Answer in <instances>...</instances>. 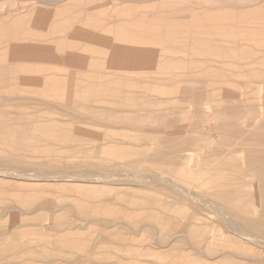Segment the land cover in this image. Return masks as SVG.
I'll return each mask as SVG.
<instances>
[{
	"label": "rangeland",
	"instance_id": "1",
	"mask_svg": "<svg viewBox=\"0 0 264 264\" xmlns=\"http://www.w3.org/2000/svg\"><path fill=\"white\" fill-rule=\"evenodd\" d=\"M142 1L111 0L110 9L103 0H79L67 9L37 3L44 12L51 9L46 19L36 9L25 12L33 1L0 0L7 9L3 5L2 13L14 10L9 22H18L23 48L20 62L0 60L9 68L0 70V171H7V177L0 176V264L113 263L92 259L98 251L112 252L115 243L111 238L101 250L91 247L98 245L93 234L99 223L88 220L100 217L104 192L144 200V212H156L158 206L167 211L171 205L188 216H224L232 227L240 207L247 217L264 223V49L255 45L262 35L252 27L253 1ZM98 12L106 22L95 32L124 30L114 37L126 47L120 55L107 49L90 60H74L72 67L55 65L59 59L65 64L69 53L55 48L52 60L24 55L28 46L38 49L62 34L91 30L83 20L98 22ZM14 48L10 45L8 53ZM53 77L56 86H48ZM87 97L91 101L81 102ZM36 173L58 181L30 182L27 176ZM61 175L84 178L61 181ZM164 177L186 183L192 197ZM97 178L100 190H87ZM137 231L132 241L140 251L146 229Z\"/></svg>",
	"mask_w": 264,
	"mask_h": 264
},
{
	"label": "crops",
	"instance_id": "2",
	"mask_svg": "<svg viewBox=\"0 0 264 264\" xmlns=\"http://www.w3.org/2000/svg\"><path fill=\"white\" fill-rule=\"evenodd\" d=\"M55 122L57 121H50L52 125H57V123L53 124ZM92 184H94L95 186L93 188H87V190H100L99 188L101 187V185H99V182L98 184L97 182ZM104 193L105 194L102 195L101 198H99V201L103 203L105 208H99L97 216L100 217H97V219H95L99 223L97 234H93V237H96L98 239V245H96V248L95 246L91 247L93 249L101 250L103 248L102 245L105 246L104 242L108 243L107 240H111V238L115 239V243L111 245L113 247L112 252L98 251L96 255L92 254V259L97 258L99 262H104L106 260L112 259L113 264H258V262L259 264H264V259L262 260V258H264V249L262 248L264 246V241H262L263 239L257 238L258 236L262 238L261 231L264 230V223L262 221H257V218L247 217L243 208H237V219L239 224L235 223L232 225V227L231 224H228V228L225 223L220 222L219 219H216V217L213 218L211 216L197 212L194 216H188L187 212L176 210L171 206L168 207L167 211H163V209L158 206L155 208V210L158 209L156 212L151 211L150 213L148 212V210L144 212L145 209H141L144 207V200L138 199L137 197H132V199L125 198L123 197L124 195L119 192V194L117 192ZM89 197L92 198L93 196L90 195ZM90 198L88 202H90ZM156 200L159 199L156 198ZM153 202L159 204V202L155 201L154 198ZM98 206L101 207L100 204ZM138 206H140V208ZM139 212L140 214H138ZM106 213L110 215L111 218L105 219ZM89 220H93V222L95 221L94 219ZM102 224L104 225V227ZM111 225L114 226L112 227ZM220 225L227 228H222ZM239 225L240 227L242 225H245L247 226V228L245 226H242V228H238ZM130 226L132 228H130ZM138 228H140L141 231L143 229H146V245L144 246L145 248L140 251L138 250V246H136V242L132 241V239H137ZM233 228L235 230H230ZM241 229L243 230L242 233L245 232L244 234H241ZM219 230H223L224 232L219 233ZM229 230L230 232H232L231 234ZM251 232L257 235L255 236ZM248 233L252 234H250V238L248 237ZM234 235L235 237H233ZM222 236L224 238H222ZM253 236H255L257 239ZM258 241H260V243ZM147 245H149V247H152L149 248ZM254 245L257 247H255ZM258 245H261L262 247H259ZM153 247L154 249H152ZM194 247L196 250L194 249ZM131 248L132 250H130ZM223 249H226V253ZM222 250L224 252V255ZM200 251L202 252L200 253ZM205 255L208 257H206ZM257 259L260 260L257 261Z\"/></svg>",
	"mask_w": 264,
	"mask_h": 264
},
{
	"label": "bare ground",
	"instance_id": "3",
	"mask_svg": "<svg viewBox=\"0 0 264 264\" xmlns=\"http://www.w3.org/2000/svg\"><path fill=\"white\" fill-rule=\"evenodd\" d=\"M4 1V0H3ZM30 1H33V3L32 4H30V5H26V6H24L25 7V9H26V11L25 12H32V10H35L36 9V11H41L40 12V14L42 13V16H44L46 19L48 18L47 16H50L49 14V12H51L50 10L51 9H49V10H45V12H44V10L43 9H41L42 7L41 6H37V3L38 4H41V5H45V6H48V7H64L65 9H67V8H69L71 5H73V4H76L77 2H79V0H30ZM36 1V2H35ZM84 1V0H83ZM104 1V8H106V9H110L111 8V5H110V1L109 0H103ZM132 1V0H131ZM136 1V0H135ZM138 2L140 1V0H137ZM145 1V3H146V0H144ZM149 1H151V0H148L147 1V3L149 2ZM152 1H156V0H152ZM175 0H165V3L168 5V4H172L173 2H174ZM253 1V4L250 6V8H251V11H252V13H253V20H252V27H253V30H257V31H259L260 33H261V35H262V38H261V40H258L257 41V43L255 44L256 45V47L258 48V49H264V0H252ZM124 2H126V1H124ZM143 1L141 0V2L140 3H142ZM238 2V1H237ZM240 2V1H239ZM21 3V2H20ZM127 3H129V2H127ZM144 3V2H143ZM187 3V2H186ZM242 3V2H241ZM112 4V3H111ZM210 4H211V2H210ZM3 3H1L0 2V60H6V59H11V60H9V61H14V62H20L21 61V49H23V48H21V41L19 40L20 38H21V36L19 35V34H21V29L19 28V27H17V24L16 23H18V22H9L10 21V17L11 18H14V17H12V15H13V13L12 12H14V10L12 11H10V13L9 14H6V13H2L3 12ZM142 5H144V4H142ZM5 6V5H4ZM10 6H14V5H10ZM139 6V5H138ZM189 6V5H188ZM195 6V5H194ZM246 6V5H245ZM7 7H8V5H7ZM130 7V6H129ZM185 7H187V6H185ZM226 7V6H225ZM240 7V6H239ZM247 7V6H246ZM114 8V7H113ZM5 9H6V6H5ZM22 9H23V7H22ZM55 9V8H54ZM193 9V8H192ZM214 9V8H213ZM7 10V9H6ZM5 10V11H6ZM210 10V9H209ZM245 10V9H244ZM56 11V10H55ZM65 11V10H64ZM205 11H207V10H205ZM210 11H212V10H210ZM7 12V11H6ZM48 12V13H47ZM95 12V11H94ZM8 13V12H7ZM16 13V12H15ZM66 14V13H65ZM16 15H18V14H16ZM104 13H102V12H98V22H95L93 19H87V21H85V20H83V22H84V25H92L93 26V28L90 30H84L83 32H77V33H69V34H66V35H60V37H62V39H55V40H53V41H49V42H47L48 43V46H45V47H37L38 49H33V48H31V47H26L24 50H23V52L25 53H23L24 55H34L33 56V58H31V59H36V61L38 60L37 58H40V59H42L43 61H46V60H49L52 56L50 55V53H51V51H53V49L55 48L56 50H58V51H60V52H64V53H67V52H69V53H67L66 55H64V57L63 58H67V59H65L64 61L66 62L65 64H63L62 63V60H58L57 61V63L55 64V65H57V66H63V67H72V66H74V63H72L74 60L75 61H78V62H81V61H83V60H90V59H92V57H94V55H102V53H104V52H106V50L107 49H109V51H111L110 53H111V55H113V56H118V55H120V54H118V53H121L120 52V50H124V48H126V47H124L123 46V44L122 43H116L115 41H114V37H116L117 35H118V33L120 32V35L121 36H123V34H125V33H123L124 32V30L122 29V28H118V29H116V30H112V29H110L109 30V32H104V33H102V32H100V31H98V32H95V31H97V28H99V27H102V25H104L105 24V19H104ZM206 15V14H205ZM210 15V14H209ZM239 15V14H238ZM14 16V15H13ZM67 16V15H66ZM178 16V15H177ZM206 16H208V15H206ZM37 17H38V15H37ZM68 17V16H67ZM166 18H168V16H166ZM165 18V19H166ZM43 19V18H42ZM240 19V18H239ZM59 20V19H58ZM73 20V19H72ZM179 20V19H178ZM184 21V20H183ZM227 21V20H226ZM90 23V24H89ZM176 23V22H175ZM101 24V25H100ZM181 24V23H180ZM239 24V23H238ZM219 25V24H218ZM223 25H225V24H223ZM228 26V25H227ZM241 27V26H240ZM181 32V31H180ZM183 32V31H182ZM179 34V33H178ZM55 35H56V33H55ZM55 35H52V36H50V37H52V38H55ZM129 35H132V32L129 34ZM116 40V39H115ZM180 40V39H179ZM224 41V40H223ZM182 42V41H181ZM181 42H179V43H181ZM134 43V42H133ZM219 43V42H218ZM10 45H14L15 46V48H14V50L13 51H10V53H8V50H9V47H10ZM40 46H41V44H39ZM33 46H35V45H33ZM181 48V47H180ZM152 48H150V50H151ZM10 50H12V49H10ZM149 50V49H148ZM76 51V52H75ZM179 51V50H178ZM138 52V51H137ZM149 52V51H148ZM168 52V51H167ZM53 53H55V52H53ZM74 53L76 54V55H78V56H81V57H79V58H73V57H76V56H74ZM80 53V54H79ZM149 53H151V52H149ZM212 53V52H211ZM39 54V55H38ZM218 54H220V52L218 53ZM23 55V56H24ZM48 55H50V57H46V56H48ZM141 55V54H140ZM30 57H32V56H30ZM179 56H177V58H178ZM61 58V57H60ZM30 59V60H31ZM108 60H109V58H107ZM184 59V58H183ZM258 59V58H257ZM51 60H52V58H51ZM111 60V59H110ZM67 61H69V62H67ZM39 62V61H38ZM61 62V63H60ZM24 63V62H23ZM113 64V63H112ZM178 65V64H177ZM87 66V65H86ZM114 66V65H113ZM150 66V65H149ZM180 66V65H179ZM189 66V65H188ZM219 66V65H218ZM75 67H76V65H75ZM88 67V66H87ZM136 67V66H135ZM27 68V67H26ZM61 68V67H60ZM114 68V67H113ZM138 68V67H137ZM190 68V67H189ZM7 69H9V68H7V66L5 65H0V70H2L3 72H6V70ZM112 69V68H111ZM181 69V68H180ZM95 70V69H94ZM175 70V69H174ZM173 70V71H174ZM183 70V69H182ZM202 70V69H201ZM220 70V69H219ZM38 71V70H37ZM99 72V71H98ZM175 72V71H174ZM1 73V72H0ZM185 73H186V71H185ZM2 74V73H1ZM72 74V73H71ZM4 75V74H3ZM175 75V74H174ZM174 79V78H173ZM93 80V79H92ZM4 81V80H3ZM6 81V80H5ZM248 81V80H247ZM253 83V82H252ZM251 83V84H252ZM46 84L48 85V86H56V82H55V78L53 77V78H51V79H49V81H47L46 82ZM173 84H174V82H173ZM1 85V84H0ZM189 85V84H188ZM194 85V84H193ZM253 85V84H252ZM2 86V85H1ZM38 86H42L43 87V85H38ZM195 87V86H194ZM81 89V88H80ZM183 89V88H182ZM199 90V89H198ZM186 91V90H185ZM202 92H204V91H202ZM261 92H262V90H261ZM127 93V92H126ZM189 93V92H188ZM228 93V92H227ZM203 94V93H202ZM231 94H232V92H231ZM233 94H235V93H233ZM244 95V94H243ZM199 96V95H198ZM227 96V95H226ZM192 97V96H191ZM224 97V96H223ZM4 98V97H3ZM2 98V99H3ZM138 98V97H137ZM183 98V97H182ZM181 98V99H182ZM235 98V97H234ZM91 97H87V98H84V99H82V101L81 102H83L84 103V101H87V100H89V101H91ZM97 99H100V98H97ZM197 100V99H196ZM183 101V100H182ZM186 103H187V101H186ZM60 104V103H59ZM188 104V103H187ZM20 106V105H19ZM230 106H232L231 104H230ZM259 106V105H258ZM61 107V106H60ZM192 107V106H191ZM262 107V106H261ZM260 107V108H261ZM203 108V107H202ZM233 108V107H232ZM263 108V107H262ZM64 109V108H63ZM167 109V108H166ZM190 109V108H189ZM229 109V108H228ZM264 109V108H263ZM184 110V109H183ZM208 110V109H207ZM212 110V109H211ZM262 110V109H261ZM165 111V110H164ZM208 111H210V109L208 110ZM233 111V110H232ZM74 112V111H73ZM180 113V112H179ZM197 115V114H196ZM220 115H221V113H220ZM263 115V114H262ZM264 118V117H263ZM2 119V118H1ZM146 119V118H145ZM189 119V118H188ZM202 120V119H201ZM216 120V119H215ZM146 121V120H145ZM205 121V120H204ZM259 121H260V119H259ZM208 123V122H207ZM204 124V123H203ZM213 124V123H212ZM218 125H219V123H217ZM246 125H247V123H245ZM206 125V124H205ZM223 127V126H222ZM52 129V128H51ZM148 129V128H147ZM188 129V128H187ZM196 129V128H195ZM138 130H139V128H138ZM218 130V129H217ZM58 131V130H57ZM209 131V130H208ZM5 132V131H4ZM27 132V131H26ZM175 132V131H174ZM206 132V131H205ZM225 132V131H224ZM168 133H170V132H168ZM35 134H37V133H35ZM148 134V133H147ZM149 134H150V132H149ZM168 135H170V134H168ZM171 135H172V133H171ZM175 135V134H174ZM182 135V134H181ZM19 137V136H18ZM174 137V136H173ZM185 137V136H184ZM192 137V136H191ZM159 140V139H158ZM183 141V140H182ZM146 142V141H145ZM178 142V141H177ZM187 143V142H186ZM191 143V142H190ZM198 144V143H197ZM229 144V143H228ZM182 145V144H181ZM187 146V145H186ZM202 146V145H201ZM215 146V145H214ZM108 147V146H107ZM190 147H191V144H190ZM203 147V146H202ZM164 148H165V146H164ZM181 148H182V146H181ZM180 148V149H181ZM187 148H188V146H187ZM108 149V148H107ZM179 149V148H178ZM177 149V150H178ZM183 149V148H182ZM189 150H190V148H188ZM187 149V152L189 151ZM233 149V148H232ZM146 150V149H145ZM169 150V149H168ZM215 150V149H214ZM179 151V150H178ZM228 151V150H227ZM226 151V152H227ZM179 152H181V151H179ZM185 152H186V150H185ZM241 152V151H240ZM9 153V152H8ZM109 153V152H108ZM190 153V152H189ZM188 153V154H189ZM242 153H244V152H242ZM260 153V152H259ZM179 155H180V153H178ZM183 154V153H182ZM191 154V153H190ZM219 154V153H218ZM172 155V154H171ZM179 155L177 156V157H179ZM193 155V154H192ZM211 155V154H210ZM217 155V154H216ZM143 156V155H142ZM18 157V156H17ZM180 157H181V155H180ZM200 157V156H199ZM198 157V158H199ZM244 157V156H243ZM16 158V157H15ZM155 158V157H154ZM154 158H151L152 160L154 159ZM158 158V157H157ZM166 158V157H165ZM185 158V157H184ZM194 158V157H193ZM211 158H213V157H211ZM248 158V157H247ZM162 159V158H161ZM186 159H187V157H186ZM224 159V158H223ZM143 160H146V159H143ZM142 160V161H143ZM183 160V159H182ZM200 160V159H199ZM12 161V160H11ZM23 162V161H22ZM114 162V161H113ZM134 162V161H133ZM136 162V161H135ZM171 162V161H170ZM184 162V161H183ZM252 162V161H251ZM149 163V162H148ZM153 163V162H152ZM176 163V162H175ZM191 163V162H190ZM193 163V162H192ZM191 163V164H192ZM95 164V163H94ZM125 164V163H124ZM168 164H170V163H168ZM176 164H178V163H176ZM190 164V165H191ZM216 164V163H215ZM218 164V163H217ZM257 164V163H256ZM2 165V164H1ZM100 165V164H99ZM134 165V164H133ZM133 165H131V166H133ZM159 165V164H158ZM161 165V164H160ZM179 165V164H178ZM221 165V164H220ZM235 165V164H234ZM252 165V164H251ZM29 166H32V165H29ZM85 166V165H84ZM101 166V165H100ZM130 166V168H132ZM135 166V165H134ZM133 166V167H134ZM171 166V165H170ZM215 166H217V165H215ZM233 166V165H232ZM245 166V165H244ZM13 167V166H12ZM11 167V168H12ZM18 167V166H17ZM16 167V168H17ZM45 167V166H44ZM49 167V166H48ZM95 167L97 168V166L95 165ZM128 167H129V165H128ZM135 167H137V169H138V167H140V165H137V166H135ZM134 167V168H135ZM144 167V166H143ZM153 167V166H152ZM172 167V166H171ZM22 168V167H21ZM91 168V167H90ZM89 168V169H90ZM103 168V167H102ZM118 168V167H117ZM120 169H122V167H119ZM141 168H142V165H141ZM156 168V167H155ZM234 168V167H233ZM245 168V167H244ZM4 169V168H3ZM2 169V170H3ZM12 169H14V168H12ZM45 169H47V168H45ZM98 169V168H97ZM124 169V168H123ZM253 169V168H252ZM84 170V169H83ZM94 170H96V169H94ZM99 170V169H98ZM125 170H127V168L125 169ZM130 170V169H129ZM165 170V169H164ZM209 170V169H208ZM247 170V169H246ZM245 170V171H246ZM12 171V170H11ZM19 171V170H18ZM87 171V170H86ZM92 171V170H91ZM100 171V170H99ZM153 171V170H152ZM104 171H103V169H102V173H103ZM117 172V171H116ZM115 172V174H117ZM133 172H135V171H133ZM140 172V171H139ZM197 172V171H196ZM217 172V171H216ZM234 172V171H233ZM10 173V172H9ZM21 173V172H20ZM42 173V172H41ZM40 173V174H41ZM80 172H78V174H79ZM99 173V172H98ZM113 173V172H112ZM132 173V172H131ZM235 173V172H234ZM22 174H24L23 173V171H22ZM40 174L38 173V175L39 176H37V173L36 174H30V175H28L27 176V174H26V176H27V178H29L28 180L31 182V180L33 179V180H40V181H44L45 183H46V181H49L50 182V180L52 179L51 177V179L49 178V180L46 178L45 179V177H44V175H41L40 176ZM50 174V173H49ZM56 174V173H55ZM84 174V173H83ZM119 174L121 175V172H119ZM119 174H117V175H119ZM132 174H135V173H132ZM145 174V176H146V172L144 173ZM144 174H143V177H145L144 176ZM158 174V173H157ZM2 175V177H7V171L5 172V171H3V172H1L0 171V176ZM3 175H6V176H3ZM13 175V174H12ZM21 177L23 176V175H21V174H19ZM80 175V174H79ZM75 176V177H70V176H65L64 175V177L62 176V177H59V178H61L60 180L62 181V180H64V181H71V180H73L74 182H82L83 181V178H81L80 176L82 175H80V176ZM102 175V174H101ZM113 175H114V173H113ZM119 175V176H120ZM123 175V174H122ZM140 175H142V174H140ZM16 176V175H15ZM57 176H58V174H57ZM92 176V175H91ZM90 176V177H91ZM104 177H105V172H104V175H103ZM103 176H101V178L103 177ZM125 176H126V174H125ZM124 176V177H125ZM136 176V174L134 175V177ZM160 176V175H159ZM171 177L173 176V175H170ZM11 177V176H10ZM18 177V176H17ZM25 177V176H24ZM93 177V176H92ZM91 177V178H92ZM107 177V176H106ZM113 177V176H112ZM123 177V178H124ZM137 177V176H136ZM95 178V177H94ZM128 177H126V179H127ZM132 178V177H131ZM138 178V177H137ZM156 178V177H155ZM162 178V177H161ZM166 180L167 179H169L171 182H170V184L171 183H174L175 184V188L176 189H178V190H180V191H182L183 193L185 192H188V194H187V196L188 197H192V195H193V193H192V189L191 190H188V188L186 189V186L184 185V184H186V183H182V182H180V181H176V180H174V179H172V178H166V177H164ZM10 179V178H9ZM18 179V178H17ZM55 179H57L56 177H54V179H52L54 182L55 181H58V179L57 180H55ZM66 179V180H65ZM115 179H116V177H115ZM129 179V178H128ZM127 179V180H128ZM140 179H141V177H140ZM144 179V178H143ZM157 179H159V178H157ZM20 180V179H19ZM32 180V182L34 183V181ZM59 180V181H60ZM86 180V179H85ZM84 180V181H85ZM101 179H99L98 180V178L97 179H95V180H92V181H90V182H92V183H95V182H97V184H98V182L100 181ZM104 179L102 178V183L104 182L103 181ZM106 180V179H105ZM117 180H120V179H116V181ZM123 180H125V178L123 179ZM130 180V179H129ZM135 180V179H134ZM142 180V179H141ZM169 180H168V182H169ZM238 180H239V178H238ZM23 181V180H22ZM108 181V180H107ZM116 181H115V183H116ZM136 181H137V179H136ZM138 181H139V179H138ZM137 181V182H138ZM143 181H145V179L143 180ZM29 182V183H30ZM36 182V181H35ZM41 182V183H42ZM72 182V181H71ZM127 182H129V181H127ZM126 182V183H127ZM130 182H134V181H130ZM149 182V181H148ZM147 181H146V183H148ZM152 182V181H151ZM155 182V181H154ZM164 182V181H163ZM167 182V183H168ZM25 183V182H24ZM37 183V182H36ZM39 183V182H38ZM84 183V182H83ZM107 183V182H106ZM113 183V181L111 182V184ZM117 183H118V181H117ZM119 183H122V182H119ZM124 183V182H123ZM122 183V184H123ZM136 183V182H135ZM140 183H141V181H140ZM142 183H144V182H142ZM165 184V186L166 185H168V184ZM73 184V183H72ZM101 184V183H100ZM104 184V183H103ZM115 185V184H114ZM138 185H139V183H138ZM144 185V184H143ZM150 185V184H149ZM156 185V184H155ZM155 185H152V183H151V186H155ZM165 186H164V189H165ZM124 187V186H123ZM140 187V186H139ZM163 187V186H162ZM166 187H168V186H166ZM173 187V186H172ZM175 188H173L174 190H175ZM146 189V188H145ZM156 189V188H155ZM164 189H162V192H163V190ZM168 189H169V187H168ZM185 189V190H184ZM212 189H214V188H212ZM256 189H258V188H256ZM142 190V189H141ZM150 190V189H149ZM154 190V189H153ZM153 190H152V192H153ZM157 191H159L158 189H156ZM167 190V189H166ZM177 190V191H178ZM191 191V192H190ZM29 192H31V191H29ZM40 192V191H39ZM118 192V191H117ZM257 192V191H256ZM41 193V192H40ZM181 193V192H180ZM236 193H238V192H236ZM119 194V193H118ZM123 194V193H122ZM171 194V193H170ZM179 194V193H178ZM182 194V193H181ZM180 194V195H181ZM197 194H199V193H197ZM239 194V193H238ZM5 195V194H4ZM42 195V194H41ZM201 195V194H200ZM256 195V194H255ZM169 196V195H168ZM181 196H183V195H181ZM257 196H259V195H256V197ZM127 197V196H126ZM185 197V196H184ZM195 197V196H194ZM206 197V196H205ZM196 198V197H195ZM197 198H198V196H197ZM201 198V197H200ZM257 198H259V197H257ZM74 199V198H73ZM132 199V198H131ZM193 199V198H192ZM47 200V199H46ZM187 200V199H186ZM257 200V199H256ZM13 201V200H12ZM50 201V200H49ZM207 201H209L208 199H207ZM88 202V201H87ZM191 202H194L193 200L191 201ZM205 202H206V200H205ZM204 202V203H205ZM212 202V201H211ZM257 202H258V200H257ZM90 203V202H89ZM177 203H179V202H177ZM204 203H203V206H204ZM208 203V202H207ZM207 203H206V205H207ZM191 204V203H190ZM197 204V203H196ZM213 204H214V202H213ZM177 205V204H176ZM194 205V204H193ZM221 205V204H220ZM257 205V204H256ZM68 206V205H67ZM171 206V205H170ZM190 206V205H189ZM195 206V205H194ZM202 206V205H201ZM217 206V205H216ZM228 206V205H227ZM208 207H210V206H208ZM16 208H18V207H16ZM37 208V207H36ZM77 208V207H76ZM122 208V207H121ZM167 208V207H166ZM195 208H197V207H195ZM205 208V207H204ZM207 208V207H206ZM217 209H218V207H216ZM224 208V207H223ZM227 208H229V207H227ZM226 208V209H227ZM16 210V209H15ZM33 210H34V208H33ZM38 210V209H37ZM40 210H42V209H40ZM148 210V209H147ZM158 210V209H157ZM190 210V209H189ZM208 210V209H207ZM213 209H211V211H212ZM225 210V209H224ZM259 210V209H258ZM3 211H5V210H3ZM28 211V210H27ZM44 211V210H43ZM123 211V210H122ZM191 211V210H190ZM210 210H209V212H211ZM215 211V210H214ZM31 212V211H30ZM35 212V211H34ZM37 212V211H36ZM49 212V211H48ZM128 212V211H127ZM132 212V211H131ZM181 212V211H180ZM213 212V211H212ZM217 212V211H216ZM216 212H213V214L214 213H216ZM235 212V211H234ZM233 212V213H234ZM33 213V212H32ZM32 213H31V215H32ZM124 213V212H123ZM150 213H151V210H150ZM222 213H224V212H222ZM28 215H29V213H27ZM34 214V213H33ZM36 214V213H35ZM126 214V213H125ZM220 214H221V212H220ZM215 215V214H214ZM216 215H218V216H220L219 214H216ZM215 215V216H216ZM258 215V214H257ZM229 216V215H228ZM231 216V215H230ZM241 216V215H240ZM197 217H199V216H197ZM205 217V216H204ZM217 217V216H216ZM235 217H236V215H235ZM50 218V217H49ZM190 218V217H189ZM223 218H224V216H223ZM222 217H221V221L223 222V219ZM217 219H219V217L217 218ZM223 219V220H222ZM82 220H84V219H82ZM95 220V219H94ZM99 220V219H98ZM216 220V219H215ZM219 220V221H220ZM89 221H93V220H89ZM96 221V220H95ZM113 221V220H112ZM188 221V220H187ZM219 221H217V222H219ZM229 221H231V219H229ZM234 221V220H233ZM232 221V222H233ZM245 221V220H244ZM52 222V221H51ZM152 222V221H151ZM216 222V223H217ZM237 222V221H236ZM235 222V223H236ZM102 223V222H101ZM111 223V222H110ZM167 223V222H166ZM224 223V222H223ZM235 223H233V224H235ZM238 224H239V222H237ZM48 224V223H47ZM222 224V223H221ZM231 224V223H230ZM90 225V224H89ZM103 225V224H102ZM123 225V224H122ZM128 225V224H127ZM225 225H227V224H225ZM253 225V224H252ZM42 226V225H41ZM44 226V225H43ZM47 226V225H46ZM48 226H49V224H48ZM112 226V225H111ZM114 226V225H113ZM112 226V227H113ZM115 226H116V224H115ZM124 226V225H123ZM132 226V225H131ZM130 226V228H132ZM209 226V225H208ZM221 226V225H220ZM228 226V225H227ZM243 226V225H242ZM242 226L240 227V225L238 226V228H242ZM245 226V225H244ZM243 226V227H244ZM251 226V225H250ZM11 227V226H10ZM103 227H104V225H103ZM125 227V226H124ZM207 227V226H206ZM222 227V226H221ZM225 226H223L222 228H224ZM246 228H247V226H245ZM14 228V227H13ZM47 228V227H46ZM52 228V227H51ZM143 228V227H142ZM149 228V227H148ZM156 228V227H155ZM225 228H227V227H225ZM228 228H229V226H228ZM246 228H244V229H246ZM208 229V228H207ZM52 230V229H51ZM106 230H107V228H106ZM133 230V229H132ZM225 230V229H224ZM230 230H235L234 228L233 229H230ZM230 230H229V232H230ZM246 230H248V229H246ZM134 231V230H133ZM155 231V230H154ZM153 231V232H154ZM182 231V230H181ZM180 231V232H181ZM227 231H228V229H227ZM227 231H226V233H227ZM241 231V234H244V233H242L243 232V230L241 229L240 230ZM239 231V232H240ZM258 231H259V229H258ZM250 232V231H249ZM254 232V231H253ZM1 233V232H0ZM159 233V232H158ZM213 233V232H212ZM222 233V232H221ZM225 233V234H226ZM232 232H230V234H231ZM235 233V232H234ZM252 233V232H251ZM250 233V234H251ZM264 233V232H263ZM215 234V233H214ZM236 234H238V233H236ZM240 234V233H239ZM249 234V233H248ZM248 234H247V236H248ZM250 234H249V238H250ZM253 235H257V234H254V233H252ZM251 234V235H252ZM7 235V234H6ZM11 235V234H10ZM134 235V234H133ZM143 235V234H142ZM157 235V234H156ZM212 235V234H211ZM135 236V235H134ZM155 236V235H154ZM186 236V235H185ZM218 236V235H217ZM238 236V235H237ZM255 236H253V237H255ZM153 237V236H152ZM213 237H214V235H213ZM233 237H235V235L233 236ZM263 237V236H262ZM155 238V237H154ZM161 238V237H160ZM186 238V237H185ZM222 238H224L223 236H222ZM222 238H220V239H222ZM243 238V237H242ZM256 238V237H255ZM257 238H260V239H263V238H261V237H257ZM256 238V239H257ZM152 239V238H151ZM176 239V238H175ZM187 239V238H186ZM219 239V240H220ZM239 239H241V238H239ZM243 240V239H242ZM241 240V241H242ZM152 241V240H151ZM157 241V240H156ZM262 241H264V240H262ZM262 241H261V243H262ZM91 242V241H90ZM222 242V241H221ZM252 242V241H251ZM259 243H260V241H258ZM157 243V242H156ZM159 243V242H158ZM187 243H188V241H187ZM246 243H247V241H246ZM258 243V244H259ZM256 244V243H255ZM264 244V243H263ZM90 245V244H89ZM146 245V244H145ZM145 245H143V246H145ZM149 245H150V242H149ZM149 245H147L148 247H149ZM161 245V244H160ZM159 245V246H160ZM179 245V244H178ZM137 246V245H136ZM154 246H156V245H154ZM180 246V245H179ZM188 246V245H187ZM255 246V245H254ZM259 246V245H258ZM261 246V245H260ZM259 246V247H260ZM142 247V246H141ZM152 247V246H151ZM151 247H149V248H151ZM161 247V246H160ZM171 247V246H170ZM255 247H257V246H255ZM262 247V246H261ZM145 247H143V249H144ZM159 248V247H158ZM178 248V247H177ZM190 248V247H189ZM263 248V247H262ZM152 249H154V247L152 248ZM156 249V248H155ZM163 249V248H162ZM179 249V248H178ZM194 249H195V247H194ZM130 250H132V248L130 249ZM137 250V249H136ZM158 250V249H157ZM196 250V249H195ZM194 250V251H195ZM212 250V249H211ZM224 250V249H223ZM223 250H222V252H223ZM226 250V249H225ZM224 250V251H225ZM89 251V250H88ZM184 251V250H183ZM186 251V250H185ZM198 251V250H197ZM232 251V250H231ZM199 252V251H198ZM202 251H200V253H201ZM225 253H226V251H225ZM229 254H230V252H229ZM236 254V253H235ZM196 255V254H195ZM198 255V254H197ZM223 255H224V252H223ZM206 256V255H205ZM206 257H208V256H206ZM219 257V256H218ZM217 257V258H218ZM235 257V256H234ZM2 258H4V257H2ZM216 258V259H217ZM241 258V257H240ZM243 258V257H242ZM203 259H205V258H203ZM215 259V258H214ZM264 258H262V260H263ZM4 260V259H3ZM3 260H1V261H3ZM212 260V259H211ZM218 260V259H217ZM235 260V259H234ZM242 260H244V259H242ZM246 260V259H245ZM250 260V259H249ZM252 260V259H251ZM256 260V259H255ZM258 260H260V259H257V261ZM9 261V260H8ZM215 261V260H214ZM226 261V260H225ZM254 261V260H253ZM256 261V262H257ZM264 261V260H263ZM262 261V262H263ZM241 263V262H240ZM113 264V263H112ZM258 264H259V262H258Z\"/></svg>",
	"mask_w": 264,
	"mask_h": 264
}]
</instances>
